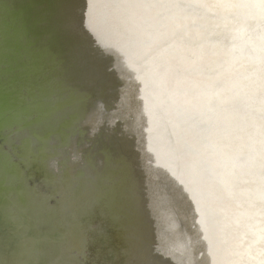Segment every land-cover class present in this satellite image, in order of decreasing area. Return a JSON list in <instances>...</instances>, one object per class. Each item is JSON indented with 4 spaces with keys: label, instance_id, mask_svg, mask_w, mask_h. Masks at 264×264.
I'll list each match as a JSON object with an SVG mask.
<instances>
[{
    "label": "water",
    "instance_id": "95a60500",
    "mask_svg": "<svg viewBox=\"0 0 264 264\" xmlns=\"http://www.w3.org/2000/svg\"><path fill=\"white\" fill-rule=\"evenodd\" d=\"M0 264H264V0H0Z\"/></svg>",
    "mask_w": 264,
    "mask_h": 264
},
{
    "label": "snow or ice",
    "instance_id": "6c2138e0",
    "mask_svg": "<svg viewBox=\"0 0 264 264\" xmlns=\"http://www.w3.org/2000/svg\"><path fill=\"white\" fill-rule=\"evenodd\" d=\"M85 14H87V13H85ZM189 207H191V205H189Z\"/></svg>",
    "mask_w": 264,
    "mask_h": 264
}]
</instances>
